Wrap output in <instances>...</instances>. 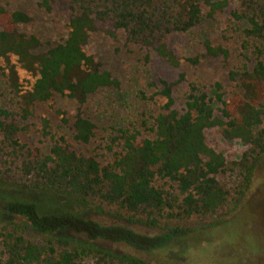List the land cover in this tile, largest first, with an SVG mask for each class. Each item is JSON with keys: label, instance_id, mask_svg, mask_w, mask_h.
Segmentation results:
<instances>
[{"label": "trees", "instance_id": "obj_1", "mask_svg": "<svg viewBox=\"0 0 264 264\" xmlns=\"http://www.w3.org/2000/svg\"><path fill=\"white\" fill-rule=\"evenodd\" d=\"M236 1L238 6L230 17L239 25L240 60L229 71V78L237 80L240 93L224 100L221 85L216 83L209 97L202 86L191 83L180 113L173 108L172 85L163 82L156 96L164 102L151 117L149 137L138 142L135 129L118 130L119 135L110 139L117 149L108 147L111 163L101 166L95 158L72 150L63 136L50 130L46 119H42L41 134L50 140L47 153L28 148L17 137L13 115L0 109V213L20 220L34 232L28 236L24 227L0 217V264H83L87 259L95 261L86 264H152L97 244H123L152 255L186 236L187 230L171 229V223L234 211L250 188L256 167L264 164V0ZM56 3L69 10L67 37L45 52L40 51L36 37L20 31L30 17L0 5L1 75L16 98V114L22 121L29 120L36 105L54 95L72 99L81 108L89 96L118 86L83 49L89 33L98 26L123 31L128 42L178 67L180 59L168 49V36L194 28L202 7L213 13L228 2L41 0L46 9ZM205 49L212 56H228L226 50L209 43ZM183 78L180 74L179 80ZM59 115L66 124L64 114ZM214 127L224 139L246 146L240 160L230 163L239 172L233 191L216 179L226 162L205 141L204 131ZM94 129L81 112L74 116V141L88 143ZM155 180L170 186H155ZM82 212L109 218L114 225H104ZM135 227L160 232L148 236ZM64 232L82 234L91 243L74 242Z\"/></svg>", "mask_w": 264, "mask_h": 264}, {"label": "rangeland", "instance_id": "obj_2", "mask_svg": "<svg viewBox=\"0 0 264 264\" xmlns=\"http://www.w3.org/2000/svg\"><path fill=\"white\" fill-rule=\"evenodd\" d=\"M227 2L223 10L213 13L202 7L200 20L194 28L168 36V49L180 59L178 67H171L152 52L128 42L123 31L98 26L89 33L83 49L102 71L108 72L118 82V86L89 96L81 108L72 99L54 95L49 101L36 105L29 120L22 121L16 114V98L1 75L4 64L0 61V109L13 115L11 120L19 128L17 137L28 148H38L43 154L47 153L50 140L41 134V122L46 119L50 130L57 136H63L72 150L95 158L101 166L111 163L108 147L117 149V143L111 146L110 139L119 135L118 130L135 129L139 132L138 142L149 137L147 130L152 125L151 117L164 102L156 96L163 82L172 85L173 108L180 113L184 111V98L191 83L202 86L209 97H213L216 83L221 85L224 100L240 93L237 80L229 78V71L240 60L239 25L230 17L238 3L236 0ZM0 5L9 12L19 10L30 17L27 24L20 26V31L26 36L36 37L42 45L41 52L62 43L67 37L69 10L66 5L56 3L46 9L41 6V0H0ZM205 43L226 50L228 56L207 54ZM188 59L197 62L193 64ZM180 74L184 75L182 81L179 80ZM20 77H25V74L20 72ZM214 105L219 107V103ZM59 112L67 119L66 124L61 123ZM78 112L95 126L93 138L86 144L73 139L71 124ZM215 115L219 117L217 109ZM204 137L207 145L221 154L226 162L224 170L216 175L217 181L225 189L233 191L239 182V172L230 163L240 160L246 146L239 140L224 139L217 127L206 129ZM153 185L170 186L160 180H155ZM82 215L104 225H114L111 219L91 212H82ZM0 217L24 227L28 236L34 235L20 220L3 213ZM169 228L188 232L185 237L175 239L169 249L155 251L152 255H143L123 244L102 242L97 246L114 254L140 256L152 264H264V164L256 167L250 188L231 214L224 216L217 212L188 221H175ZM134 229L148 236L160 232L141 227ZM63 235L74 242L91 243L82 234L64 232ZM94 261L87 259L83 264Z\"/></svg>", "mask_w": 264, "mask_h": 264}]
</instances>
